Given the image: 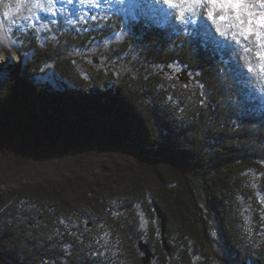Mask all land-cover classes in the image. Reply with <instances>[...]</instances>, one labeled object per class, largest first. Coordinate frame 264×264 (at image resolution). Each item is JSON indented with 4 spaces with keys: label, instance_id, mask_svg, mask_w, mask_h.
<instances>
[{
    "label": "trees",
    "instance_id": "trees-1",
    "mask_svg": "<svg viewBox=\"0 0 264 264\" xmlns=\"http://www.w3.org/2000/svg\"><path fill=\"white\" fill-rule=\"evenodd\" d=\"M121 23L21 34L32 61L0 94V264H142L139 239L154 264H264V107L193 32L141 18L114 52L71 54ZM50 62L73 88L31 80ZM179 69L189 82L168 80Z\"/></svg>",
    "mask_w": 264,
    "mask_h": 264
},
{
    "label": "rangeland",
    "instance_id": "rangeland-1",
    "mask_svg": "<svg viewBox=\"0 0 264 264\" xmlns=\"http://www.w3.org/2000/svg\"><path fill=\"white\" fill-rule=\"evenodd\" d=\"M18 0H0V94L9 79L8 65L21 64L27 66L33 54L31 51L21 49L23 45L22 33L33 29L39 44H44L54 37V28L58 23L73 26L78 29L89 30L90 22H104L109 16H119L121 26L102 38L94 39L85 47L76 48L71 54L86 56L100 52H114L116 45L129 34L130 23L144 19L149 23L166 26L176 32H193L199 35L204 42L210 44L217 52L220 59L231 65L239 66L238 78L244 84L248 97L255 106L264 107V90L258 81L249 78L244 57L252 60V53H245L241 47L228 37L221 36L216 31V26L208 19L207 9H202L191 22L177 20L169 15L172 9L159 0H99V6L81 0H26L23 7L17 9ZM37 4L43 5L38 7ZM5 5L8 7L6 8ZM8 9H11L8 12ZM8 12V15H5ZM134 50L125 54L123 58L134 59ZM254 62V61H253ZM184 78L185 81L180 80ZM31 80L40 85H49L54 89L64 87L73 88L67 79L62 77L55 69L52 62L47 63L37 73L31 75ZM173 81L189 82L190 76L182 69L174 71L168 79Z\"/></svg>",
    "mask_w": 264,
    "mask_h": 264
},
{
    "label": "snow or ice",
    "instance_id": "snow-or-ice-1",
    "mask_svg": "<svg viewBox=\"0 0 264 264\" xmlns=\"http://www.w3.org/2000/svg\"><path fill=\"white\" fill-rule=\"evenodd\" d=\"M26 0H18L17 9ZM54 2V0H50ZM99 6V0H81ZM169 6L168 13L177 20L191 22L202 9L216 26V31L242 48L252 53V60L244 57L249 78L258 81L264 90V0H159ZM38 7L43 5L37 4ZM7 8L8 6L5 5ZM11 9H8L10 12ZM5 12V15H8ZM2 27V25H0ZM254 61V62H253Z\"/></svg>",
    "mask_w": 264,
    "mask_h": 264
},
{
    "label": "water",
    "instance_id": "water-1",
    "mask_svg": "<svg viewBox=\"0 0 264 264\" xmlns=\"http://www.w3.org/2000/svg\"><path fill=\"white\" fill-rule=\"evenodd\" d=\"M183 72L185 73L186 71L184 70ZM180 80L185 81V79L182 77L180 78ZM155 211H156V215L159 218L160 224H161L162 245H163L164 249L166 250V252L170 253V245H169V243L166 239V236H165L167 215H166L165 211L158 204H155ZM138 246H139L140 251L142 252V258H141L142 264H154L153 263L154 254L152 252V249L148 245V243H146L142 239H139L138 240Z\"/></svg>",
    "mask_w": 264,
    "mask_h": 264
}]
</instances>
